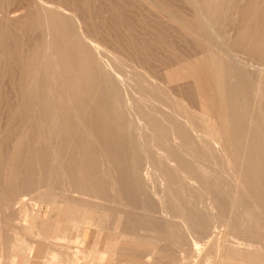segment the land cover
<instances>
[{"label":"rangeland","instance_id":"374dc122","mask_svg":"<svg viewBox=\"0 0 264 264\" xmlns=\"http://www.w3.org/2000/svg\"><path fill=\"white\" fill-rule=\"evenodd\" d=\"M0 264H264V0H0Z\"/></svg>","mask_w":264,"mask_h":264}]
</instances>
